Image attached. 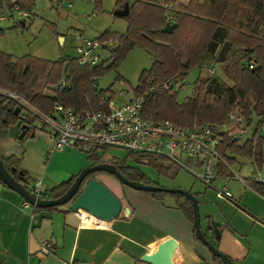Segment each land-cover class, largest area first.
Here are the masks:
<instances>
[{
	"label": "trees",
	"instance_id": "16d2710c",
	"mask_svg": "<svg viewBox=\"0 0 264 264\" xmlns=\"http://www.w3.org/2000/svg\"><path fill=\"white\" fill-rule=\"evenodd\" d=\"M167 1L174 0L116 1L117 7L128 4L129 12L124 16L128 26L123 34L116 37L118 43L111 49V61L107 64L81 66L76 58L48 60L31 54L14 57L0 51V87L16 93L31 107L42 112H48L58 102L82 111L90 105L96 106L104 94L92 87L91 77H98L105 70L116 68L125 54L139 45L153 55L151 67L141 72L134 89L135 93H147L142 115L155 120L167 119L181 126L221 123L234 109L240 110L249 118L256 116L258 122L252 136L242 144H233L232 148L239 154L250 157L258 169L263 161L261 129L264 127V0H188L187 3L176 5V18L172 21L174 26L165 19L166 10L162 4ZM31 2L32 0H0V8L3 4L9 9L18 5L21 10L29 12ZM100 38L116 40L115 35L109 31L103 32ZM251 60L258 69L248 67ZM212 64L221 68L229 83L207 73L204 77L197 78L194 82L195 93L182 102L177 100L175 93L156 91L164 81L175 80V77L184 78L191 67L198 66L209 71ZM61 79H65L69 86L58 90L55 86ZM17 107L20 110L16 114ZM22 108L29 112L28 116L21 114ZM33 117L37 115L30 108L19 106L15 100L0 96V128L18 122L26 128L25 135L20 138L22 140L33 135ZM89 157L94 160V164L110 163L131 181L158 185L124 160H105L98 154ZM145 157L147 159L135 156L137 161L154 165L160 174L169 177H173L181 167L163 157ZM2 159L15 179L26 186L33 182L34 179L20 168L18 158L11 156ZM159 159L164 162H159ZM228 159L232 163L231 158ZM222 172L226 173V168ZM256 174L257 171L253 176ZM75 176L45 189L40 194L41 197L55 199L62 196ZM253 176L245 179V182L261 192V186L253 180ZM136 191L154 198L171 195L176 206L193 222L192 204L185 196L164 191ZM40 209L51 210L55 207L32 206L33 211ZM208 223L215 224L212 219ZM194 236L200 241L195 231ZM213 257L217 263L225 264L220 257L214 254Z\"/></svg>",
	"mask_w": 264,
	"mask_h": 264
},
{
	"label": "crops",
	"instance_id": "0c3cea01",
	"mask_svg": "<svg viewBox=\"0 0 264 264\" xmlns=\"http://www.w3.org/2000/svg\"><path fill=\"white\" fill-rule=\"evenodd\" d=\"M181 1L184 0L177 2L183 3ZM83 31L86 29L82 28L81 33ZM60 37V41L65 43L66 38ZM20 127L17 122L0 128V155L5 159L11 156L18 158L20 168L32 179L40 178L42 188L49 189L42 180L45 179V171L50 164L56 163L57 157L72 153L53 150L49 129L42 122L41 126L35 127L33 135L22 142H19ZM253 133L247 134L237 144H242ZM261 134L263 161L258 169L249 157L250 174L242 177L236 174L232 165L237 163L242 171L246 162H234L235 155L241 154L231 148V155L226 154L229 169L219 164L218 176L210 186L199 180L206 187L215 188V192L205 189L198 199L201 228L217 250L237 264H264V198L245 182L255 171L256 175L264 178V128ZM48 155L50 160L46 161ZM77 155L84 162H78L80 165L70 174L71 177L79 168L88 165L84 157ZM183 166L186 170L190 167ZM225 168L227 172L223 173ZM230 171L237 177L226 180L224 176ZM98 179L108 184L100 173ZM223 184L231 191L232 200L217 195V189ZM113 185L114 194L123 207L129 208V212H122L102 227H95L83 223L81 212H72L67 204L37 211L32 210L31 204L23 207L24 199L0 181V264H150L141 260V256L152 252L154 245L166 236L177 242L171 257L172 264H221L203 243L195 239L193 222L176 206L174 197L154 198L121 184ZM209 219L215 223L218 235L209 229ZM45 240L53 245L49 254L40 250V243Z\"/></svg>",
	"mask_w": 264,
	"mask_h": 264
},
{
	"label": "built area",
	"instance_id": "2783aa9c",
	"mask_svg": "<svg viewBox=\"0 0 264 264\" xmlns=\"http://www.w3.org/2000/svg\"><path fill=\"white\" fill-rule=\"evenodd\" d=\"M162 6L166 10L165 19L168 22L174 21L175 5L165 2ZM13 10L18 14L27 15L21 12L18 5H15ZM2 18L3 16H0V19ZM91 18L92 15L87 16L88 20ZM77 38L75 50L78 63L90 67L99 65V50L106 47V41L90 39L82 33ZM107 45L117 46L112 40H109ZM248 67L253 68L254 62L250 61ZM214 69L215 66H211L209 72L212 74ZM97 80V76L91 77V85L96 91ZM174 84L173 79L164 81L156 91L167 90L174 93ZM68 86L67 81L61 79L55 87L63 90ZM130 92L132 95L119 104L114 102L113 96L104 93L96 106L90 105L82 111H76L58 102L48 112H42L31 107L16 93L0 87V96H6L15 100L19 106L30 108L48 127L53 150L76 149L90 156L98 154L101 148L116 147L125 149L135 156L163 157L179 165H184L181 155H185L192 161L187 170L206 186L212 185L217 178L219 164L222 163L229 169L226 153L232 145L241 142L256 128L254 119L242 114L238 109L230 111L226 120L221 123L200 126H181L167 119H150L142 115L147 93H135L130 87L125 86L119 94L125 96ZM230 177L237 176L232 171L224 176L226 180ZM253 180L260 184V193L264 198V178L255 175ZM27 188L40 197L45 190L40 180H35L32 185H27ZM217 195L225 200L233 199L226 184L217 189ZM29 205V202L23 200V207ZM79 212L83 216V223H89L91 226L102 227L106 222L85 211ZM40 250L43 254H49L53 250V245L45 240L40 243Z\"/></svg>",
	"mask_w": 264,
	"mask_h": 264
},
{
	"label": "rangeland",
	"instance_id": "374dc122",
	"mask_svg": "<svg viewBox=\"0 0 264 264\" xmlns=\"http://www.w3.org/2000/svg\"><path fill=\"white\" fill-rule=\"evenodd\" d=\"M116 1L117 0H32L29 12L21 10L22 13H27L26 16L18 14L16 11L9 9L3 4L0 8V16L4 18L0 20V51L12 54L14 57L31 54L48 60H57L61 57L76 58L77 53L75 45L78 42L77 37L81 33L82 28L86 29V32L83 31L82 34L90 39H99L101 34L105 31H109L110 34L115 35L116 39V37L126 31L128 26L127 20L124 17L115 16L113 14V11L117 8ZM129 1L132 2L133 0ZM177 1H167V3H173L176 9V5L180 3ZM184 1L181 2L185 3ZM90 15H92V18L88 20L87 16ZM59 35L66 38L65 43L60 41ZM109 40H112L116 44L118 43L117 39L105 40L106 47L99 50L100 64H107L111 61L110 51L114 47L107 45ZM152 62L153 55L151 52L139 45H135L120 60L116 68L107 69L98 76V91L101 90L108 96H113V100L116 104L121 103V101L128 99V97L132 95V92H130L125 96H121L119 94L121 89L126 86L134 91L135 87L138 85L141 72L144 69L150 68ZM212 66H215L212 74L208 69L205 70L198 66H194L189 69L184 78L175 77L173 90L179 102L184 101V99L195 93L194 82L198 77H204L207 73L216 75L229 83L224 77L221 68L218 65L212 64ZM21 114L28 116L29 112L25 108H22ZM252 118H254L255 128L258 117L253 116ZM31 125L33 127L41 126V119L38 116L33 117ZM22 140H19V142H22ZM62 150L72 154H62L61 157H57V160L54 161L56 163L50 164L48 171H45V179L43 178L42 180L44 185L48 188H52L67 181L71 177L70 174L79 167L80 164L78 162H84V159H81L77 154L84 157L88 165L79 168L75 175L94 164V160L90 158L86 152L69 148H64ZM59 151L60 150L57 149L55 152ZM226 154L231 155L230 150H228ZM98 155L105 160L112 158L124 160L127 164L133 165L141 170L149 180L158 183L162 187H180L192 193L195 192L197 193L196 197H198L197 202L198 199L202 197V193L205 189H212L213 191L215 189L213 187H206L198 179H195L183 165H180V170L176 172L173 177H169L163 173L160 174L156 166L137 161L134 154L122 148H101L98 151ZM235 156L236 161L234 162H246V164H243L242 171L239 169L237 163L232 165L233 171L241 177L250 174L248 173V169L251 160L247 159L249 157L245 158L243 155L238 154ZM181 157L182 164L187 166L192 165L190 158L185 155H181ZM143 159H147V157H143ZM49 160L50 156L46 158V161ZM159 162H164V160L159 159ZM100 174H102L108 182V184L102 183L112 192L113 183L120 184V182L110 174L105 172ZM94 177L99 180L98 173H96ZM39 179L40 178L35 180ZM35 180H33L30 185H32ZM215 185L218 186L219 184L215 183Z\"/></svg>",
	"mask_w": 264,
	"mask_h": 264
},
{
	"label": "water",
	"instance_id": "95a60500",
	"mask_svg": "<svg viewBox=\"0 0 264 264\" xmlns=\"http://www.w3.org/2000/svg\"><path fill=\"white\" fill-rule=\"evenodd\" d=\"M128 4L124 3L121 8L113 11L114 15L124 17L128 14ZM174 26V22H171ZM62 40V37H60ZM258 69V66L254 67ZM20 110L16 108V114ZM20 138L25 135V126H21ZM96 172H105L114 176L122 185L130 187L134 190L143 191H164L171 194H181L188 198L192 204L193 212V228L199 238L207 249L214 255L220 257L225 264H237L225 254L221 253L207 238L200 225L199 205L196 196L188 190L174 187L166 188L160 185L145 184L142 182L131 181L124 177L113 165L108 162L93 164L81 170L74 178L73 183L68 190L60 197L55 199H44L35 195L27 186L15 179L13 175L6 168L3 159L0 155V180L6 184L10 189L18 193L24 200L29 202L32 206L48 208L57 207L61 205H69L72 212L79 213L80 210L85 211L103 221H111L113 218L120 216L122 212H129V208L123 207L121 200L102 182L95 177L87 178L89 174ZM209 229L217 234L215 224L211 223ZM217 237V236H216ZM177 242L170 236H166L154 245V249L150 253H145L141 256V260L150 264H172L171 257Z\"/></svg>",
	"mask_w": 264,
	"mask_h": 264
},
{
	"label": "flooded vegetation",
	"instance_id": "af4514ba",
	"mask_svg": "<svg viewBox=\"0 0 264 264\" xmlns=\"http://www.w3.org/2000/svg\"><path fill=\"white\" fill-rule=\"evenodd\" d=\"M95 174L96 173H91V174H89V176L87 177V178H91V177H94L95 176ZM121 184V183H120ZM122 185V184H121ZM122 186H124V185H122Z\"/></svg>",
	"mask_w": 264,
	"mask_h": 264
}]
</instances>
